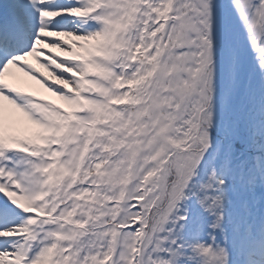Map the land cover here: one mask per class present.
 <instances>
[{
  "label": "snow or ice",
  "instance_id": "snow-or-ice-1",
  "mask_svg": "<svg viewBox=\"0 0 264 264\" xmlns=\"http://www.w3.org/2000/svg\"><path fill=\"white\" fill-rule=\"evenodd\" d=\"M0 264H264V0H0Z\"/></svg>",
  "mask_w": 264,
  "mask_h": 264
},
{
  "label": "rangeland",
  "instance_id": "rangeland-1",
  "mask_svg": "<svg viewBox=\"0 0 264 264\" xmlns=\"http://www.w3.org/2000/svg\"><path fill=\"white\" fill-rule=\"evenodd\" d=\"M38 87V86H37ZM45 96H49V94H47V93H43Z\"/></svg>",
  "mask_w": 264,
  "mask_h": 264
}]
</instances>
